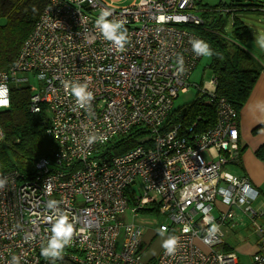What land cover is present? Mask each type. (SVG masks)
<instances>
[{
    "label": "built area",
    "instance_id": "2783aa9c",
    "mask_svg": "<svg viewBox=\"0 0 264 264\" xmlns=\"http://www.w3.org/2000/svg\"><path fill=\"white\" fill-rule=\"evenodd\" d=\"M200 4L49 0L12 64L0 70L7 87L0 113L10 106L11 87L32 76L42 87L26 85L29 109L45 111L56 143L51 159L35 161L30 178L17 169L0 174V264H13V257L18 264H240L236 253L221 249L224 228L234 226L237 211L254 223L264 212L254 207L259 193L249 180L226 169L239 155L237 110L215 96L212 77L208 86L196 87L214 105V125L196 132L195 125L168 122L203 56L190 43L203 40L190 29L203 23ZM228 4L218 11L233 19L239 11ZM102 10L111 13L109 20L124 22L128 42L122 49L96 28ZM65 82L87 83L90 104H77ZM134 130L145 134L132 149L104 154ZM4 137L0 124V143ZM51 200L74 229L71 244L55 259L41 255L51 236ZM142 210L157 214L152 241L162 227L164 239L178 238L173 254L161 247L143 259L150 243L145 227L122 220L126 212L136 220ZM213 225L218 230L210 234ZM253 233L259 249L249 264H264V227L255 225Z\"/></svg>",
    "mask_w": 264,
    "mask_h": 264
},
{
    "label": "trees",
    "instance_id": "16d2710c",
    "mask_svg": "<svg viewBox=\"0 0 264 264\" xmlns=\"http://www.w3.org/2000/svg\"><path fill=\"white\" fill-rule=\"evenodd\" d=\"M48 2L49 0H0V70H6L12 64ZM237 3L238 0H229L227 7L238 9L242 14H264L258 9L264 8V4L259 1ZM199 8L203 23L190 29L210 46L212 55L209 56L207 67L215 79V96L225 99L238 110L246 101L258 75L256 59L244 48L250 31L235 14L232 32L227 38L223 33L227 20L225 15L217 7H208L204 3ZM205 98L198 94L195 102L182 106L185 108L183 116H180L182 107H174L168 122H178L185 127L195 125L196 132L210 128L216 121V113L214 105ZM29 99L30 90L27 86H13L10 89V106L0 113V124L5 134L0 143V174L17 169L30 178L35 161L39 158L51 159L56 151V143L47 133L48 115L44 110L31 113ZM144 134L134 130L125 137L117 138L107 145L104 154L125 153ZM140 212L141 216L157 218L156 212L151 210Z\"/></svg>",
    "mask_w": 264,
    "mask_h": 264
},
{
    "label": "crops",
    "instance_id": "0c3cea01",
    "mask_svg": "<svg viewBox=\"0 0 264 264\" xmlns=\"http://www.w3.org/2000/svg\"><path fill=\"white\" fill-rule=\"evenodd\" d=\"M254 48H256L255 50L258 51L256 53L260 56L256 58L258 61V75L246 101L237 110L239 155L235 163V172L237 173H235V175L246 177L253 188L258 191L259 196L254 203V207L264 212V48L261 49V47L257 45H255ZM231 166L232 165L229 167ZM247 221L249 220L241 216V218L235 219L234 226L242 224L245 228L247 227L246 229L249 231L248 229H250V226H247ZM262 221H264V216L257 218L255 223L249 222H251L253 226L258 225L264 227V225L259 224ZM233 228L228 227V231L232 232ZM147 236L146 240H150L149 246H152L156 237H154L152 241V233L149 232ZM252 236H254V238L250 242L247 241L250 237H245L247 239L243 238L242 241L244 244L240 245L238 250H234L225 240L224 246H222L221 249L224 252L236 253L240 264H249L259 249L255 238L256 235L253 232ZM161 238L163 242L164 235L161 236ZM161 247H157L155 253L161 249ZM144 258L149 259L153 257Z\"/></svg>",
    "mask_w": 264,
    "mask_h": 264
},
{
    "label": "rangeland",
    "instance_id": "374dc122",
    "mask_svg": "<svg viewBox=\"0 0 264 264\" xmlns=\"http://www.w3.org/2000/svg\"><path fill=\"white\" fill-rule=\"evenodd\" d=\"M109 1H113V4L115 6L118 7H122V6H128L130 4L133 3L134 0H109ZM229 0H203L204 5L208 6V7H219L220 4L221 6L225 3H228ZM248 0H238L237 4H242L247 2ZM252 1H259L261 3L264 4V0H252ZM225 15V17L227 18L226 20V24L225 27L223 29V33L224 36L229 38V36L231 35L232 29H231V23L233 21V19L231 18V16L226 15L225 13H223ZM236 15L238 16V18L244 23V25L249 29L250 31V37L249 40L247 41L246 44H244V48L245 50L253 57V59H256L257 57H260L256 52L254 48L255 45L261 47V49H263L264 47L261 46V44L259 43V41L264 38V14L261 13H246V14H242V13H236ZM260 59V58H259ZM210 61L209 56L207 55H203L201 60L198 62L197 67L195 68V70L192 72L191 77H190V82H191V87L189 88V91L185 94H179L178 98L174 100V106L175 108H179L184 106L185 104L188 103H193L196 101V97L198 94H200L201 92L197 91L196 86H200V88H203L204 86H208L212 75L211 72L209 70V68L207 67L208 63ZM257 61V59H256ZM258 62V61H257ZM24 75H20L18 76V78H23ZM28 82L27 83H18L17 86L21 87V86H26L27 84H29L30 86H32L35 90H38L42 87V84L38 81L35 80L32 76L28 77ZM228 170L235 174V164L231 167H227ZM226 168V169H227ZM237 174V173H236ZM238 214V219L240 218L239 215V211L236 212ZM156 217H144V216H139L138 219L133 220V217L130 215L129 212H126V214H124L122 216V220H124L125 224H131L133 222H135L137 225H141L145 227V231L146 234H148L154 227H155V223L153 221H155ZM149 220V221H146ZM259 223V222H258ZM247 226H250V229H248L249 231H247V227L245 228L242 224H237L231 228H233L232 232L228 231V227L224 228L225 231V237L224 240L226 241L227 244H229L234 250H238V247L242 244H244V242L242 241V239H247L249 238V240H247L248 242L252 241L254 236H252V232L254 230V226L253 224H251V222L247 221ZM259 224L264 225V221L260 222ZM251 231V232H250ZM156 239L154 240V243L152 244V246H148L147 250L144 252L143 254V259L144 257H154L156 255H158L160 252L159 250L155 253V249L157 247H161L160 245L162 244V238L160 235L155 236ZM236 237V238H235ZM247 237V238H245ZM256 241H259L258 236H255ZM222 248V247H221ZM158 253V254H157Z\"/></svg>",
    "mask_w": 264,
    "mask_h": 264
},
{
    "label": "clouds",
    "instance_id": "9594fccd",
    "mask_svg": "<svg viewBox=\"0 0 264 264\" xmlns=\"http://www.w3.org/2000/svg\"><path fill=\"white\" fill-rule=\"evenodd\" d=\"M111 13L107 10H102L95 20V26L99 30L102 37L112 42L117 48L122 49L128 42V30L124 27L123 21L109 20L108 17ZM192 49L196 55H212L210 46L203 40H191ZM259 43L264 47V38ZM181 71L183 70V62L180 61ZM64 87L66 90L71 91L72 95L76 98L77 104L81 107L90 104L93 99V94L88 91L89 85L87 83L79 82H65ZM7 87L5 84L0 83V95H6ZM95 140L94 136L88 138V143L91 144ZM5 181L0 180V187L3 186ZM58 202L55 200L48 201L47 207L53 211V215L49 217L52 221L51 236L48 239L47 246L41 248V255L44 257L62 258L61 253L65 246L70 245L73 237V225L69 223L67 215H65L57 207ZM210 222V218H207ZM187 230V229H186ZM218 230V226L213 225L210 229V234ZM167 231L166 227L160 230L161 236ZM178 244V238L175 236H168L162 242V247L166 253L171 255L175 252ZM13 264H18L17 258L13 257Z\"/></svg>",
    "mask_w": 264,
    "mask_h": 264
},
{
    "label": "water",
    "instance_id": "95a60500",
    "mask_svg": "<svg viewBox=\"0 0 264 264\" xmlns=\"http://www.w3.org/2000/svg\"><path fill=\"white\" fill-rule=\"evenodd\" d=\"M184 113H185V109H183V110L181 111L180 116H183Z\"/></svg>",
    "mask_w": 264,
    "mask_h": 264
}]
</instances>
